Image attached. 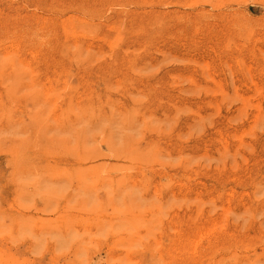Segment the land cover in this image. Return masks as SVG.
Here are the masks:
<instances>
[{"label":"rangeland","instance_id":"374dc122","mask_svg":"<svg viewBox=\"0 0 264 264\" xmlns=\"http://www.w3.org/2000/svg\"><path fill=\"white\" fill-rule=\"evenodd\" d=\"M0 264H264V0H0Z\"/></svg>","mask_w":264,"mask_h":264},{"label":"bare ground","instance_id":"6f19581e","mask_svg":"<svg viewBox=\"0 0 264 264\" xmlns=\"http://www.w3.org/2000/svg\"><path fill=\"white\" fill-rule=\"evenodd\" d=\"M28 32V31H27Z\"/></svg>","mask_w":264,"mask_h":264}]
</instances>
